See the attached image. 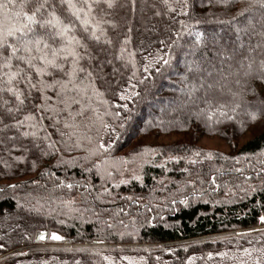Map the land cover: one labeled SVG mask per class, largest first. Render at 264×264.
<instances>
[{
    "label": "trees",
    "instance_id": "1",
    "mask_svg": "<svg viewBox=\"0 0 264 264\" xmlns=\"http://www.w3.org/2000/svg\"><path fill=\"white\" fill-rule=\"evenodd\" d=\"M105 12L72 91L0 92V264H264V0Z\"/></svg>",
    "mask_w": 264,
    "mask_h": 264
},
{
    "label": "snow or ice",
    "instance_id": "2",
    "mask_svg": "<svg viewBox=\"0 0 264 264\" xmlns=\"http://www.w3.org/2000/svg\"><path fill=\"white\" fill-rule=\"evenodd\" d=\"M112 7L113 0H0V53H9L0 92L23 104L24 92L17 84L36 91L55 90L57 85L72 91L74 80L85 73L81 62L91 59L90 44L105 36V8ZM52 239L61 237L53 234Z\"/></svg>",
    "mask_w": 264,
    "mask_h": 264
},
{
    "label": "water",
    "instance_id": "3",
    "mask_svg": "<svg viewBox=\"0 0 264 264\" xmlns=\"http://www.w3.org/2000/svg\"><path fill=\"white\" fill-rule=\"evenodd\" d=\"M41 237H43V238H41ZM46 238H47V231L46 230H43L42 232H40L36 237L37 240L46 239Z\"/></svg>",
    "mask_w": 264,
    "mask_h": 264
},
{
    "label": "rangeland",
    "instance_id": "4",
    "mask_svg": "<svg viewBox=\"0 0 264 264\" xmlns=\"http://www.w3.org/2000/svg\"><path fill=\"white\" fill-rule=\"evenodd\" d=\"M165 87V86H164ZM161 105V107H163L164 105L163 104H160ZM223 143L222 142H220L219 144H217L218 145V147H221L222 149H227V147L226 146H224V145H222Z\"/></svg>",
    "mask_w": 264,
    "mask_h": 264
}]
</instances>
